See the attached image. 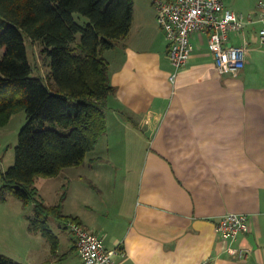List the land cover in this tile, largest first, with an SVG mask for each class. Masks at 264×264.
<instances>
[{"label":"crops","instance_id":"0c3cea01","mask_svg":"<svg viewBox=\"0 0 264 264\" xmlns=\"http://www.w3.org/2000/svg\"><path fill=\"white\" fill-rule=\"evenodd\" d=\"M222 1L247 15L260 0ZM260 25L248 23L244 33L229 34L234 44L245 38V63L237 74L219 73L206 37L193 34V51L172 84L156 10L151 0H133L128 34L104 52L115 87L104 103L107 130L81 165L57 175L72 185L62 213L77 216L108 248L119 249L115 264H264ZM85 179L100 196L93 205L84 188L91 200L71 211L73 183ZM226 212L249 217L250 230L231 242L244 250L242 257L229 252L215 230V220ZM50 224L64 228L53 219ZM66 229L68 239L53 232L54 251L39 232L29 231L38 241L26 253L28 264H82Z\"/></svg>","mask_w":264,"mask_h":264},{"label":"trees","instance_id":"16d2710c","mask_svg":"<svg viewBox=\"0 0 264 264\" xmlns=\"http://www.w3.org/2000/svg\"><path fill=\"white\" fill-rule=\"evenodd\" d=\"M74 13L87 18L85 25ZM132 14L133 0H0V126L16 112L27 116L13 164L0 173V200L13 195L23 206L32 203L28 229L53 251L58 239L49 220H60L64 228L68 220L80 222L62 213L65 183L58 202L46 204L35 178L81 165L106 132L104 103L115 87L104 52L128 34ZM27 39L40 42L49 56L47 79L32 75ZM0 264L21 263L0 253Z\"/></svg>","mask_w":264,"mask_h":264},{"label":"built area","instance_id":"2783aa9c","mask_svg":"<svg viewBox=\"0 0 264 264\" xmlns=\"http://www.w3.org/2000/svg\"><path fill=\"white\" fill-rule=\"evenodd\" d=\"M156 10V20L167 42V56L171 71L169 81L174 84L179 69L193 51L191 37L199 33L206 37L209 52L219 73L237 74L244 66L246 43L229 41L232 32L244 33L248 23L260 22L257 36L264 43V1L257 3L253 14H241L224 5L222 0H151ZM74 236L82 264H115L117 248H108L98 234L81 223L67 221ZM215 230L231 253L244 255L243 249H234L231 242L250 230L249 217L244 213L226 212L215 220Z\"/></svg>","mask_w":264,"mask_h":264},{"label":"rangeland","instance_id":"374dc122","mask_svg":"<svg viewBox=\"0 0 264 264\" xmlns=\"http://www.w3.org/2000/svg\"><path fill=\"white\" fill-rule=\"evenodd\" d=\"M74 18L81 25H85L87 21V18L79 13H74ZM76 38L79 40L80 34H77ZM25 42L28 50V58L33 68L32 75L47 79L50 73V58L48 55L42 53L43 45L40 42L33 43L28 39ZM2 52L3 49L0 48V56ZM26 121L27 116L25 111H19L11 115L7 124L0 126V173L13 164L17 135ZM89 181L86 179L83 183L74 181V194L70 199V205L73 208L70 209L71 211H74L75 207L82 204L83 201L91 200L92 196L81 193L85 189L93 194V200H91L93 202L91 204H96L97 198L100 196V190L97 187L93 188ZM34 184L37 187L39 198L42 201L46 204H56L58 202L56 198L62 193V185L64 183H62L60 175L54 177L37 176ZM79 184H82L83 189H78ZM66 187L70 190L72 187L71 183H66ZM5 201L7 202L4 203V201L0 200V253L19 257V259H22L21 261L28 264L26 253L38 241L37 237L31 235L29 232L30 230L27 226L28 221L26 220V215L33 213V204L29 203L27 206H23L21 201L13 195H9ZM53 220L57 224L62 223L60 220ZM49 226L59 237L68 239L71 235L66 228H56L53 224Z\"/></svg>","mask_w":264,"mask_h":264}]
</instances>
